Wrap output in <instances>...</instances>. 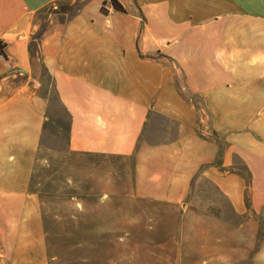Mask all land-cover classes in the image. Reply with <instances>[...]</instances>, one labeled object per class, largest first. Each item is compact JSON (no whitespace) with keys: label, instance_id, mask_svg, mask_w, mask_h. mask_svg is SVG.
Returning <instances> with one entry per match:
<instances>
[{"label":"crops","instance_id":"crops-1","mask_svg":"<svg viewBox=\"0 0 264 264\" xmlns=\"http://www.w3.org/2000/svg\"><path fill=\"white\" fill-rule=\"evenodd\" d=\"M110 1L0 0V258L43 248L48 81L68 150L131 158L133 198L181 221L180 264H264V0Z\"/></svg>","mask_w":264,"mask_h":264},{"label":"rangeland","instance_id":"rangeland-1","mask_svg":"<svg viewBox=\"0 0 264 264\" xmlns=\"http://www.w3.org/2000/svg\"><path fill=\"white\" fill-rule=\"evenodd\" d=\"M38 94L49 102L28 192L38 200L44 237L30 264L183 262L182 223L133 198L132 159L70 152L68 117L48 81Z\"/></svg>","mask_w":264,"mask_h":264},{"label":"trees","instance_id":"trees-1","mask_svg":"<svg viewBox=\"0 0 264 264\" xmlns=\"http://www.w3.org/2000/svg\"><path fill=\"white\" fill-rule=\"evenodd\" d=\"M106 4L107 3H103L102 4V7H101V12L103 13L104 12V10H103V7H105L106 6ZM108 5H110L112 8H113V10H115V11H118V12H123V10H122V8L117 4V2L115 1V0H111L109 3H108ZM62 9H64L66 6H60ZM76 10H78V8L76 9ZM0 54L2 55V53H1V51H0ZM5 58V57H4ZM46 75V73H45V71H44V76ZM55 93V92H54ZM56 95V94H55ZM46 99H47V97H45ZM47 101H48V99H47ZM49 102V101H48ZM61 106V105H60ZM61 108H62V106H61ZM63 109V108H62ZM63 111L66 113V115H67V117H68V125H67V131H69V121H70V117H69V115H68V113L63 109ZM45 125H46V121L44 122V126H43V131L45 130Z\"/></svg>","mask_w":264,"mask_h":264}]
</instances>
